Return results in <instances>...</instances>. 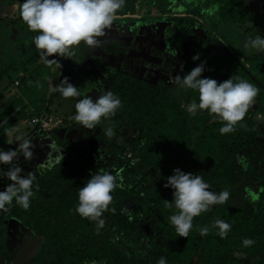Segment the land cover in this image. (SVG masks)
I'll use <instances>...</instances> for the list:
<instances>
[{
	"label": "trees",
	"instance_id": "1",
	"mask_svg": "<svg viewBox=\"0 0 264 264\" xmlns=\"http://www.w3.org/2000/svg\"><path fill=\"white\" fill-rule=\"evenodd\" d=\"M165 1L150 0V9L156 7L153 9L155 12L142 18L133 15L130 22H138L139 25L151 20L160 22L158 27L164 28L166 38L160 55L167 54L169 57L162 56L158 59L160 64L156 65L152 56L157 52L153 48L152 55L145 57L155 63L153 73H150V68L142 74L123 67L117 71L116 68L108 70L102 66V72L108 71V75L96 88L100 90L103 87L100 94L111 90L121 99L123 106L114 116L102 119L101 124L87 135H71L75 129L79 130L76 121L66 125L65 130L61 127V132H58L61 128L47 130L41 124L46 113L63 114L52 108L58 100L59 104L70 103L67 107H72L74 111L67 120L73 121L77 100L84 95L90 96L82 92L89 91L92 83L80 91L78 98L65 99L59 91H52L64 77L79 87L78 76L72 71L78 59L87 58L85 55L75 54L80 58L74 60L62 58L60 64L67 66L62 75L59 74L63 72L60 68L56 70L54 64L49 66L44 62L48 68L46 78L26 75L28 66L38 60L34 54L32 58H25L22 65L8 61V70H20L11 84L18 81L21 85L27 79L45 84H49L51 79L53 81L48 96L34 91L36 97L32 101L25 100L21 108L16 107L14 100L7 105L2 104L6 90H1L0 144H8L3 135L10 128V123L12 126L20 124L17 126L19 131L13 133L12 138L7 136L14 141L12 149L18 146L16 135L30 140L33 137L40 142L42 150L64 149L67 164H63L62 160L52 164L49 166L51 169H44L43 175L33 183V191L40 196L59 198L54 204L56 208L53 205L50 212L40 211L39 203L35 201V206L30 205L25 210L14 200L9 211L0 210V259H4L5 264H15L20 257L17 246L22 241L21 234L31 233L32 230L43 238L32 264L36 260L39 264H156L161 256L166 258L167 264H191L194 258L196 264H264V143L261 142L264 138V51L243 49L220 32L222 27L233 29L238 25L249 38L264 37V29L259 22L264 20V5L260 12L256 8L249 9L250 0H212L215 4L213 14L200 13L205 19L201 22L196 20L195 13L172 20L169 9L172 2L166 4ZM175 1L181 3L180 0ZM223 11H226L225 16L218 19ZM31 45L34 50L36 47ZM185 45L186 55L189 56L176 58V49L180 50ZM24 53L20 52L21 56ZM196 54H199V59L193 60ZM202 62L205 65L202 78L222 82L239 76L260 89L254 104L235 126L234 132L222 135L219 129L223 123L207 111L190 113L188 106L193 101L199 103L198 91L169 82L170 75L183 77ZM19 65L20 68H17ZM68 66L71 67L69 70ZM52 67L55 72L51 71ZM84 81L88 82V79ZM146 113L147 116H144ZM7 117L9 119L4 122ZM35 118L38 121L32 123ZM135 126L138 131L133 136L122 131L124 127L130 129ZM109 127L114 132L111 138L104 131ZM46 135L51 136L49 147L44 146ZM100 136H104L113 153L111 159L114 166L110 170L113 174L114 170H122L123 187H117L112 193L113 202L102 216L106 223L98 232L96 222L81 217L75 209L79 203V190L91 175L101 170L109 171L97 155L89 157L91 151L86 149V141ZM61 155L55 159H62ZM23 160L21 155L18 161L21 167ZM176 168L201 174L213 192H230L227 203L215 204L208 212L193 219L187 238L178 236L169 221V217L177 211L175 206L172 209L165 207V200H173L174 189L164 185ZM129 202L134 209L124 216ZM33 217L40 219L41 223L32 222ZM11 218L15 219V229L8 228L10 233L6 235L5 226ZM217 219L231 225L225 239H221L217 234L219 229L213 227ZM45 220L47 224H55L53 232L45 231ZM205 226L209 228V233L202 236L200 229ZM6 238L9 239L8 245L4 244ZM245 238H251L255 243L245 247L242 243ZM14 251L18 252L12 253ZM45 253H53L50 260H46Z\"/></svg>",
	"mask_w": 264,
	"mask_h": 264
},
{
	"label": "clouds",
	"instance_id": "2",
	"mask_svg": "<svg viewBox=\"0 0 264 264\" xmlns=\"http://www.w3.org/2000/svg\"><path fill=\"white\" fill-rule=\"evenodd\" d=\"M124 5L125 0H23L19 10L28 29L39 33L33 37V43L40 57L47 65L56 64L61 68L62 65L57 59H49V57L73 59L74 48L82 42L89 49L99 47L100 38L105 36L106 30L113 26L114 21L120 19L118 13ZM244 48L264 51V37L249 38ZM198 59L199 54L193 56V60ZM204 70L205 65L202 62L183 77L170 75L169 82L198 91L199 103L193 101L188 106L190 113H195L197 110L207 111L209 115L219 117L223 123L219 129L222 135L234 132L235 126L244 119L249 108L254 104L260 89L239 76L235 78L232 76L222 82L213 78H202ZM52 91H59L65 99L81 96L78 87L70 83L68 77H64ZM122 106L121 99L111 90H105L95 100L89 95H84L77 100L72 119L86 129H93L101 124L102 119L114 116ZM66 125L70 123L65 124L61 121L58 124L62 128ZM18 131L14 128L11 131L6 130L5 134L11 136ZM104 131L108 138L114 135L111 127ZM15 142H18L15 149L0 151V164L9 166L7 171H0V176L11 181L3 191H0V210L5 212L9 211L14 200L25 210L28 209L31 198L35 195L33 183L37 179V173L33 171L27 176H21L24 169L18 163L21 155L26 160L33 158L32 149L35 145L32 140L21 135H16ZM7 143L13 144L14 141L8 140ZM48 157L51 155L49 154ZM61 157L63 159L64 154ZM45 167L47 166L42 162L41 168ZM173 171L174 174L167 177L164 185L174 189L173 200H165V207L172 209L173 205L175 206L177 211L169 217V221L178 236L187 238L193 227V219L201 213L208 212L215 204L227 203L230 192L222 190L216 193L209 190L210 185L205 182L201 174L184 172L179 168ZM114 173L101 170L92 174L79 190V203L75 211L81 217L96 222L98 232L106 223L102 216L113 202L112 193L117 187H123L122 170H114ZM112 211L114 212L115 209ZM213 227L219 229L217 234L221 239H225L231 230V225L221 219H217ZM200 232L202 236L207 235L209 228L205 226ZM242 243L245 247H250L255 240L245 238ZM156 264H167V260L161 256Z\"/></svg>",
	"mask_w": 264,
	"mask_h": 264
},
{
	"label": "rangeland",
	"instance_id": "3",
	"mask_svg": "<svg viewBox=\"0 0 264 264\" xmlns=\"http://www.w3.org/2000/svg\"><path fill=\"white\" fill-rule=\"evenodd\" d=\"M8 1H13V6H14V11L9 15V18H4V16L6 17L7 12H2V10H0V37L2 38L1 42H0V58H3L2 60H0V76H4V78L2 79V81L0 82V92L1 90H6V97L2 100V104L7 105L9 102H11V100H14L15 105L17 108H21L22 105L25 103V100H31L32 98L36 97L34 91H37L39 93H43V96H48V92L50 90V88H52V79L49 80V84H45L43 83V81H36L34 82V80L32 79H27L26 81L23 82V84H19L18 81L11 84V80L16 78V76L18 75V73L20 72V70H8V61L11 60L13 62H18L19 64L22 65L23 60L25 58H32L33 54L36 55V57L38 58V60L35 61L34 64L29 65L27 68V73L26 75H33L35 78H38L39 76H43L46 78V76L48 75V68L47 65H45L44 60L40 57L38 50L35 48L32 51V45H28L27 48H23V47H18L17 45L20 43L22 45H24V42L21 40H18V43H14L12 39L8 38V34L7 32H9V30H7L8 28L13 29L17 27H20L22 32L25 31H30L28 29L27 24L23 21V19L21 18L20 15V5L22 4V0H1V2H8ZM154 1V0H152ZM181 3L179 1H175L173 2V0H167L165 1V3H171V7L169 8L171 10L172 13V20L174 19H178L182 16H191V13H195L194 15L197 16L196 20H199L201 22H203V20H205L202 16H200V13L202 14H213L214 8H215V4L212 0H180ZM134 0H125V5L124 7L120 10V12L118 13V15L120 16L119 20L114 21L113 26L106 30V34L105 36L100 38V45L99 47L95 48V49H89L83 42L76 48H74V51H77V55H80L81 53L83 55H85V57L87 58H80L77 55H75L73 58H80L78 59V61L75 64V67H77V76H78V90H84L85 88L89 87V84L92 83L93 86L89 89V91L87 92H82V94H90V96L95 100L98 95L100 94V91L103 89H97L96 87H99L100 84H102L103 80L106 78V76L108 75L107 72H102V66H106V68L108 69H115L117 71H119L118 69H120V67L118 66V63H115L113 60H111V58H117L115 56H112L113 51L119 52L120 49L118 46V43L116 42V40L113 38L116 35H120L119 34V30H121L120 25H124L126 24L127 27L130 29V34L128 36L127 41H122V45L125 46L127 48V52L129 54V58H126L128 60V63L125 64V66L127 68H124L126 70L129 71H133L135 70L136 72L138 71L139 73L142 72V74H145L147 72V70L150 68L151 72L153 73V67L156 65L160 64L159 63V58H163L162 56H164L165 58H168L169 56L167 54L165 55H160L161 54V50H164V42L166 40L165 36H164V32L161 31H157L156 30V26H154L153 28V24H155L154 22H147L144 23L143 25H139L138 23L135 24H131V23H126L128 21H130V19H132V16L129 15H134L135 17H146V16H151L152 12L154 13L155 11L153 9H155L156 7H153V9H150L149 6V2L150 0H137V2H135ZM249 9L253 10L256 8L257 11L262 12L263 10V5H264V0H250L249 1ZM188 4V5H187ZM263 4V5H262ZM142 5V6H141ZM2 8V7H0ZM127 12L124 15H121L122 13ZM226 11H223L220 13V15L217 17L222 18L221 16H225ZM3 14V15H1ZM168 14V13H167ZM208 21H205V23ZM261 28L264 29V20L259 21ZM160 22H158L159 24ZM125 25V26H126ZM225 26V25H223ZM115 28L117 30H115ZM241 27H239L238 25L235 26V28L231 29V28H227V27H222L220 29V32L225 35L226 37H228L229 39L234 40V43H237L238 45H241V47L243 49L244 48V44L249 40V37L246 35L245 30L240 29ZM125 35V34H124ZM123 36V35H122ZM157 36V37H156ZM161 37L160 40H157L158 37ZM10 37V35H9ZM125 37V36H124ZM30 38V37H29ZM126 38V37H125ZM27 38H25L24 40H26ZM146 40H150L153 41L155 47L154 50L157 52L156 54H154V58H155V63L150 62L148 60H146V58H135V55L133 52H143L144 55H148L150 53H152V49H150L148 46L145 45V41ZM187 40H185L186 42ZM187 43V42H186ZM185 44V43H184ZM115 45V46H114ZM188 45V43H187ZM236 45V44H235ZM117 49V50H114ZM183 49V50H182ZM23 50L25 53L21 56L20 51ZM83 50V51H82ZM177 53L175 55V57H180V56H189L186 55V50H187V46L185 45L184 48H181L180 50L176 49ZM21 51V52H23ZM19 52V53H18ZM15 53H18L16 55H14ZM190 54V53H189ZM140 55V54H139ZM12 58V59H11ZM64 57H59V56H52L51 59H57L59 62L61 61V59ZM89 61V62H88ZM79 62V63H78ZM8 63V64H7ZM96 64V65H95ZM62 67L61 72L63 71V69L67 66L64 67V64H61ZM20 68V65L17 66V68ZM55 69H59V67L54 64ZM52 67V68H53ZM54 68L51 69L52 72H55ZM108 69V70H109ZM5 72H8L7 74ZM66 71H63L62 73L59 72L60 75H62L63 73H65ZM71 73V71H70ZM106 73V74H105ZM0 79V80H1ZM84 79H88V82L84 81ZM35 83V85H34ZM45 85V86H44ZM32 101V100H31ZM68 104H70L69 102L67 103H60L59 104V100L56 101V103L52 106V108L55 111H58L59 113H63L61 114H56L55 112H50V113H46L45 114V120L47 122H49L50 124V128L53 130H56L57 128H61L60 126L57 125V120L61 119L62 121L65 122V124L68 123H73V121H68L67 119H69L70 116H72V113L74 111V109L68 108ZM16 108V109H17ZM65 115V116H63ZM144 116H147V113L144 114ZM257 117H260V115H258ZM9 117H7L4 122L6 120H8ZM71 120V119H70ZM15 122V121H14ZM12 123H10V128H8V131H11L12 129H17L19 126H21L20 124H14V126L11 125ZM18 126V127H17ZM49 126V125H48ZM77 126L79 127V130L75 129V131H73V133L71 135H87V133L91 130V129H86L84 128L82 125H80L77 122ZM47 127V125H46ZM64 128V127H63ZM22 130V129H21ZM62 128L58 131L61 132ZM65 130V128H64ZM123 133L129 132L131 134V136L134 135V133L136 131H138V127L135 126L133 128L127 129V128H123L122 129ZM9 138H12L11 136H8ZM116 137V135H115ZM3 139H5V141L9 140L7 138V135L4 133L3 135ZM33 144L35 145V147L32 149L34 152V156L31 160H23V162L28 163L30 165H28L26 167V165H23V169L24 171L20 174L21 176H27L29 174V172H33L35 171L37 173V178H40L43 173H44V169L48 168L49 166H51L52 164H55L56 162H59L61 160V158H56L57 156H59L63 150L60 147H55L53 149L50 148L49 153L51 155V157H48V151L47 150H42L41 147H39V141L37 142L36 139H33V137H31ZM99 140V141H98ZM94 142V143H93ZM264 143V138L262 139V141ZM51 143V136L50 135H46V138H44V146L49 147ZM86 144V149H89L91 151L89 157H93L95 155H97L100 159V162L105 163V165L108 166L109 171L113 169L114 163H112V156L113 153L110 150V148L107 146L106 143V139L104 138V136H100L99 138H93L91 140H88L85 142ZM92 144H94L93 146H91ZM14 147V144H0V151H7L9 149H12ZM72 147V145L70 146ZM64 154V153H62ZM131 155V152L128 154V156ZM65 156V154H64ZM44 163L47 167L45 168H41V163ZM62 163L63 164H67V162L65 161V158L62 159ZM34 164V165H32ZM1 170H4L6 168H8L9 166L7 165H3L1 164ZM177 165L174 164L173 167L175 168ZM21 167V166H20ZM26 167V169H25ZM39 169V171H37ZM49 169H51V167H49ZM47 170V169H46ZM3 171V172H4ZM11 183L10 180H8L6 177H2L0 178V191H3L7 184ZM35 195H37L38 197L34 196V198L32 199V202H30L31 207L36 205L39 203V208L40 211H46V212H50L52 209V206L57 203V200L59 198L56 199V196H46L44 195L43 197L40 196L38 194V192L34 191ZM52 197V199H51ZM36 201V202H35ZM57 205H54V208H56ZM48 215H46L47 218ZM32 222L37 221L39 223H41L40 219L33 217ZM44 225H45V231L48 232H53L55 230V224L53 222H50L47 224V220L44 221ZM8 227L10 228V225L7 221V225L5 226V230H6V235L9 234V231L7 232ZM60 228V227H59ZM11 229V228H10ZM12 230V229H11ZM40 238V239H39ZM43 242V238L41 237H37V234L35 231L32 230L31 233H26L23 235L22 237V241L21 243L17 246V249L19 250V254L20 257L18 259H16L15 264H32L35 258V256L37 255V253L39 252L41 245ZM5 245L9 244V239L6 238L4 241ZM18 251H14L12 253H17ZM53 255V253H45L44 257L46 258V260H50L51 256ZM17 258V257H16ZM197 260L196 258L193 259V261L191 262V264H196ZM0 264H5L4 259H0ZM35 264H39V261L36 260Z\"/></svg>",
	"mask_w": 264,
	"mask_h": 264
},
{
	"label": "crops",
	"instance_id": "4",
	"mask_svg": "<svg viewBox=\"0 0 264 264\" xmlns=\"http://www.w3.org/2000/svg\"><path fill=\"white\" fill-rule=\"evenodd\" d=\"M13 3H14L13 1L12 2L11 1H8V2H3L2 3L1 0H0V7H2V8H0V10H2V12H7L6 17L4 16V18H9L10 17L9 15L14 11ZM1 15H3V14H1ZM129 16H133V15L131 14ZM126 23H128V24L131 23L132 24V22H130V21H128ZM137 23L138 22H135V24H137ZM125 25L126 24L120 25V28H123L124 30L123 29L119 30L118 32H119L120 35H116L115 34V36L113 37L116 40V42L118 43V46H119L118 49H120V50H119V52L113 51L112 56H115L117 58H111V60H113L115 63H118V66L120 68H122V67L125 68L126 67L125 64L128 63V60L126 58H129V54L127 52V48L122 45V41L129 40L128 39V36L130 34L129 33L130 32L129 31L130 29L127 27V25L126 26ZM7 30H9V32H7L8 38L9 39H12L14 43H18L17 41L22 39V41L24 42V45H22V44L19 43L17 46L18 47L21 46L23 48H27L28 45L34 44L33 43V37L35 35L39 34V33H34V32H31V31L22 32V30H21L20 27H17V29L14 28V27H13V29L8 28ZM115 30H117V29L115 28ZM9 35H10V37H9ZM25 38H27V39L24 40ZM144 43L150 49H153L154 48L153 41L146 40ZM34 47H35V45H34ZM114 50H117V49H114ZM21 51H23V50H21ZM18 53H15L14 55H16ZM133 53L135 55V58H140V59L141 58H145L146 56H151L152 55V53H150L148 55H144L142 51H141V53L140 52H133ZM75 54H77V51H75ZM152 57H154V56H152ZM64 67H65V65H64ZM69 68H71V67L68 66V70H69ZM76 69H77V67H75V69L72 71L74 74L75 73L77 74Z\"/></svg>",
	"mask_w": 264,
	"mask_h": 264
},
{
	"label": "flooded vegetation",
	"instance_id": "5",
	"mask_svg": "<svg viewBox=\"0 0 264 264\" xmlns=\"http://www.w3.org/2000/svg\"><path fill=\"white\" fill-rule=\"evenodd\" d=\"M26 159H24V161H25ZM30 165V164H29ZM32 165H34V164H32ZM24 166H25V162H24ZM28 166V164L26 163V167ZM35 166V165H34ZM22 167H23V162H22ZM26 167H25V169H26ZM132 209H134V205L131 203V202H129L128 204H127V206L125 207V210H124V213H123V215L125 216V215H127L128 213H130V211L132 210ZM130 210V211H129ZM14 221H15V219L14 218H11V219H8V223H9V225H10V228L12 229V228H14L15 229V223H14ZM150 224H151V222H149ZM141 226V225H140ZM29 230H27V232H28ZM38 237V236H37ZM40 239V238H39Z\"/></svg>",
	"mask_w": 264,
	"mask_h": 264
},
{
	"label": "built area",
	"instance_id": "6",
	"mask_svg": "<svg viewBox=\"0 0 264 264\" xmlns=\"http://www.w3.org/2000/svg\"><path fill=\"white\" fill-rule=\"evenodd\" d=\"M22 2H23V0H22ZM32 121V123H35V122H37L38 121V118H35V119H33V120H31ZM58 122H57V125L62 121L61 119H58L57 120ZM41 124H42V126L45 128V129H47V130H52L51 128H50V124H49V122H47L46 120H42L41 121ZM46 125H47V127H46ZM49 125V126H48ZM1 164H0V171H1ZM2 172V171H1Z\"/></svg>",
	"mask_w": 264,
	"mask_h": 264
},
{
	"label": "water",
	"instance_id": "7",
	"mask_svg": "<svg viewBox=\"0 0 264 264\" xmlns=\"http://www.w3.org/2000/svg\"><path fill=\"white\" fill-rule=\"evenodd\" d=\"M132 24H134V23H132ZM156 25H158V22H155V24H153L152 26H153V28H154V26H156ZM156 28V30L157 31H161L162 30V28H160V27H158V26H156L155 27ZM121 29H123V28H121ZM124 30V29H123ZM163 30H164V28H163ZM162 30V31H163ZM130 31V30H129ZM164 32V31H163ZM157 37V36H156ZM161 39V37L159 36L158 38H157V40H160ZM9 228V227H8ZM9 230H10V228H9ZM13 230V229H12ZM10 233V232H9ZM22 236L24 235V234H21Z\"/></svg>",
	"mask_w": 264,
	"mask_h": 264
}]
</instances>
